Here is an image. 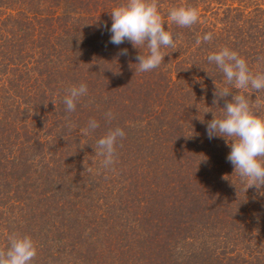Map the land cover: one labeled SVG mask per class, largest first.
Wrapping results in <instances>:
<instances>
[{
  "label": "trees",
  "instance_id": "obj_1",
  "mask_svg": "<svg viewBox=\"0 0 264 264\" xmlns=\"http://www.w3.org/2000/svg\"><path fill=\"white\" fill-rule=\"evenodd\" d=\"M125 2L0 0V249L18 232L32 264H264V186L245 191L225 139L206 132L227 86L207 56L227 47L264 73V0H156L175 47L149 72L136 65L145 48L109 42ZM180 6L197 23L170 21ZM231 90L264 118V90ZM116 127L126 135L104 168L96 141Z\"/></svg>",
  "mask_w": 264,
  "mask_h": 264
},
{
  "label": "clouds",
  "instance_id": "obj_2",
  "mask_svg": "<svg viewBox=\"0 0 264 264\" xmlns=\"http://www.w3.org/2000/svg\"><path fill=\"white\" fill-rule=\"evenodd\" d=\"M110 43L120 45L130 42L134 48H145L146 54H138V71L149 72L159 68L165 55L162 48L175 47L172 33L165 30L163 19L158 11L156 0H126L111 10ZM169 20L180 27H191L197 23L198 12L193 7H172L168 14ZM211 33L197 38V45L202 41L209 42ZM127 55V50H122ZM264 60V57L258 58ZM209 63L215 64L224 74L227 86L216 89L213 104L224 100L222 115L214 117L207 123V136L224 138L231 151L226 159L232 164L234 172L245 183V191L264 186V118L253 112L248 99L233 92L231 89L264 90V73L253 74L245 59L227 47L212 52L207 56ZM130 83V82H129ZM88 93L87 85L71 86L63 98L65 110L69 113L76 110V104ZM231 96V99H225ZM111 120L113 113L106 114ZM99 127V123L90 119L88 126L79 131L82 135H90ZM122 128L109 129L96 141V154L101 156L104 168L114 163L115 146L118 139L125 137ZM230 142V143H229ZM37 256V248L28 235L12 232L7 236V246L0 249V264H32Z\"/></svg>",
  "mask_w": 264,
  "mask_h": 264
}]
</instances>
